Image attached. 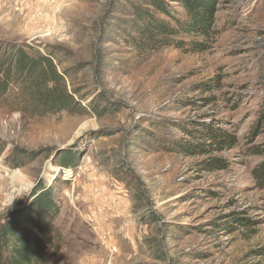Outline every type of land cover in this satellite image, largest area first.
Returning <instances> with one entry per match:
<instances>
[{"label":"rangeland","instance_id":"374dc122","mask_svg":"<svg viewBox=\"0 0 264 264\" xmlns=\"http://www.w3.org/2000/svg\"><path fill=\"white\" fill-rule=\"evenodd\" d=\"M129 1L0 0V52L49 54L77 102L36 111L16 80L0 95V223L34 211L43 187L58 211L42 264L263 261L264 0H194L214 17L208 48L185 38L151 54L133 45ZM144 1L187 20L179 0H160L168 14ZM205 125L236 146L219 149Z\"/></svg>","mask_w":264,"mask_h":264},{"label":"trees","instance_id":"16d2710c","mask_svg":"<svg viewBox=\"0 0 264 264\" xmlns=\"http://www.w3.org/2000/svg\"><path fill=\"white\" fill-rule=\"evenodd\" d=\"M139 1H129L132 13L136 19L131 31L136 32L132 38L137 51L151 54L166 46L183 47L188 39V45L194 52L204 51L208 48L205 42L211 35L214 17L211 12L199 11L194 7V0H179L188 12L187 20L175 18V25L158 18ZM163 2L153 1L150 5L169 13ZM64 74L59 71L58 65L49 54L40 51L32 52L29 46H12L10 50L0 52V95L5 93L13 80L21 82L22 92L27 95L34 110L41 112L73 111L77 102L68 90ZM261 117L264 121V104ZM214 130L213 126L205 125L202 134L212 139L219 149H233L236 138L230 134H223ZM182 149H190L186 143H180ZM190 147V148H189ZM255 154L263 157L257 168V175L264 179V143L257 145ZM195 151L202 150L197 145ZM20 152V151H19ZM25 152H13L9 158L14 167L24 166ZM63 167H75L73 156L65 154L59 159ZM41 196L36 199L35 210L31 213H18L8 222L0 223V264H42L45 260V251L48 242L45 235L51 229V223L57 214L51 189L40 188ZM39 206V208H38ZM37 209V210H36ZM29 226V227H27ZM264 257V251L257 253ZM251 264H264L257 261Z\"/></svg>","mask_w":264,"mask_h":264}]
</instances>
